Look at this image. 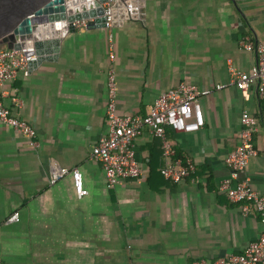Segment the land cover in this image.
Instances as JSON below:
<instances>
[{"label":"crops","instance_id":"0c3cea01","mask_svg":"<svg viewBox=\"0 0 264 264\" xmlns=\"http://www.w3.org/2000/svg\"><path fill=\"white\" fill-rule=\"evenodd\" d=\"M142 16L110 30L75 28L59 38L53 60L0 86L3 105L34 128L36 143L0 123V262L193 264L241 253L259 236L258 218L243 216L218 191L243 117L254 121L253 145L264 151V102L254 87L247 98L233 85L212 90L199 100L202 126L170 133L175 151L196 168L182 183L159 173L160 140L148 130L134 141L138 180L107 188L91 149L107 131L108 69L119 115H144L181 82L228 84L230 67L247 71L255 61L240 38L264 47V0H145ZM56 168H77L84 196L76 197L70 175L50 185ZM239 177L264 194V154ZM14 213L17 221H9Z\"/></svg>","mask_w":264,"mask_h":264},{"label":"built area","instance_id":"2783aa9c","mask_svg":"<svg viewBox=\"0 0 264 264\" xmlns=\"http://www.w3.org/2000/svg\"><path fill=\"white\" fill-rule=\"evenodd\" d=\"M95 2L96 0H86ZM145 0H105L99 3L104 18V28L110 30L113 26L125 21L142 19ZM93 10H97L93 6ZM97 15V16H96ZM89 18L98 17V14ZM87 20H75V28L85 27ZM109 59L112 61V35L108 34ZM244 50L253 51L255 61L247 71H229L228 84H215L212 88L200 89L192 84L179 83L174 88L161 92L152 106L144 114L131 113L119 115L116 112V85L113 69L106 72L107 103L105 119L107 131L91 149V158L98 162L103 171L107 188L115 187L125 180H138L144 177L141 162L135 152L134 141L148 130L152 136L160 140L162 164L158 168L161 176L172 183H182L191 178L196 171L194 163L187 157L176 154L167 136V132L196 131L203 123L200 98L212 90H221L227 85L235 86L241 95L247 98L248 90L254 87L258 97L264 102V47L253 43L249 38H240L238 42ZM57 45L45 44L43 41H31L18 49L0 47V86L14 80L17 75L28 76L42 61L53 60ZM19 106L17 98L11 99ZM0 123L17 131L35 146L34 128L25 121L15 117L10 108L3 105L0 95ZM244 127L237 134L238 143L224 158L225 167L230 171L228 177L218 183V191L222 192L231 204L238 205L243 216L254 214L262 226L259 236L249 242L238 254H228L211 262L199 260L193 264H264V194L251 189L248 178L241 179L251 157L264 151L253 145V134L257 128L253 120L242 118ZM66 175H70L75 195L81 198L86 193L82 177L77 168H56L51 172L49 184L53 185ZM18 214L10 216L9 221H17ZM0 264H11L0 262Z\"/></svg>","mask_w":264,"mask_h":264},{"label":"water","instance_id":"95a60500","mask_svg":"<svg viewBox=\"0 0 264 264\" xmlns=\"http://www.w3.org/2000/svg\"><path fill=\"white\" fill-rule=\"evenodd\" d=\"M104 1L0 0V46L18 49L31 41H43L58 47L60 37L75 31V20H87V29L104 28L99 7Z\"/></svg>","mask_w":264,"mask_h":264},{"label":"trees","instance_id":"16d2710c","mask_svg":"<svg viewBox=\"0 0 264 264\" xmlns=\"http://www.w3.org/2000/svg\"><path fill=\"white\" fill-rule=\"evenodd\" d=\"M170 135H171L170 132H167V136H168L169 140L171 141V136H170ZM171 145H172V142H171ZM176 154H177L178 156H180V157H184V156L178 154L177 152H176Z\"/></svg>","mask_w":264,"mask_h":264}]
</instances>
